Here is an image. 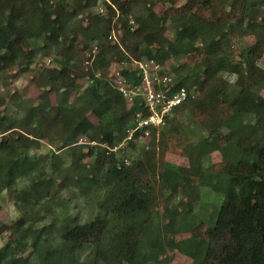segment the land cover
<instances>
[{
    "label": "trees",
    "instance_id": "obj_1",
    "mask_svg": "<svg viewBox=\"0 0 264 264\" xmlns=\"http://www.w3.org/2000/svg\"><path fill=\"white\" fill-rule=\"evenodd\" d=\"M155 1L164 13L154 10ZM178 1L0 0V74L29 69L39 41L55 52L54 65L35 79L43 91L38 100L20 104L24 115L0 109V195L27 181L18 200L33 212L66 188L102 194L99 214L84 223L68 211L58 229L24 218L0 223V236L17 235L0 248V264H170L166 248L192 264H264V0ZM139 5L145 12L135 14ZM95 6L103 13H93ZM247 37L255 42L235 60L233 43ZM94 50L92 65H82ZM176 58L184 63L169 67ZM141 59L165 66L176 76L173 90L184 87L196 98L166 118L158 151L138 154V143L126 139L136 115L146 114L143 100L129 104L111 74L116 63ZM128 69L127 86L138 85ZM227 76L236 77L233 85ZM185 113L200 131L197 141L180 122ZM43 141L50 160L32 153ZM66 150L69 163L62 165L57 156ZM130 152L138 157L126 165ZM168 154L188 166L170 163ZM203 190L219 196L214 216L179 223ZM186 232L189 238L174 239Z\"/></svg>",
    "mask_w": 264,
    "mask_h": 264
},
{
    "label": "rangeland",
    "instance_id": "obj_2",
    "mask_svg": "<svg viewBox=\"0 0 264 264\" xmlns=\"http://www.w3.org/2000/svg\"><path fill=\"white\" fill-rule=\"evenodd\" d=\"M187 0H179L178 5L182 6L186 3ZM154 10L158 14H162L166 11V6L162 5L158 1L154 2L153 5ZM98 11V6H95L92 9L93 13ZM144 8L142 5H139L135 8L134 13L140 14L144 13ZM168 27H171L169 25ZM170 30L167 33V36L173 38ZM255 42L253 37H247L240 41L234 42L232 47V57L235 60H240V54L245 52L249 46H251ZM94 45V44H92ZM90 45V46H92ZM35 58L33 60L32 65L26 71H22L18 68L10 69L0 74V100L3 103V106L0 108L1 111L6 115H14L16 117H22L23 111L20 109V104L23 101L32 100L36 102L40 95L42 94V89H40L35 84V79L39 74L40 70L44 67H52L54 65L55 52L51 46H46L43 41H39V43L35 44ZM82 65H86L84 55L82 56ZM181 63H184V60L181 58H176L168 62L169 67H178ZM118 63H116L117 65ZM88 66V65H86ZM230 83L233 85L236 81L235 76H227ZM84 81H79L80 88L83 89ZM234 88L232 87L231 93L233 94ZM261 94L264 96V89L261 91ZM79 93L75 92L70 95L71 102L75 103ZM52 102H55V96L52 94L51 96ZM171 117V115H170ZM92 121L96 122L94 117H90ZM180 122L182 126L186 129L189 136H192L195 141L200 136V131L193 125L192 119L188 113L183 114L180 117ZM167 126V123H166ZM166 126L160 131L158 139L157 137L152 138L149 143V150H159L160 144V135L166 128ZM139 144V145H138ZM139 147L138 154L141 150L145 149V144L138 143ZM51 147L48 145L46 141L42 142L41 149L36 153L37 156L43 157L46 156L48 160L52 158ZM133 152V151H132ZM130 152L128 158H132L131 161L137 159L138 154L135 156L134 153ZM61 157V164L66 165L69 163L68 158V150L59 154ZM167 161L173 163L177 166H188V161L184 157L177 154H168L166 157ZM219 160L217 154H213L211 156L210 163H216ZM91 161V160H87ZM49 172L50 168L47 169ZM27 181L20 180L14 186V192H6L4 191L0 195V223L8 226H13L16 222H18L21 218H24L26 222H33L35 226L38 228H42L44 226H53V229H58L61 218L60 214L63 211H68L77 221V223H84L90 219L95 218L96 215L99 214V200L102 199V194H94L90 196H81L79 191L75 188H66L56 193L55 199L50 200L46 203H42L38 205L33 212L26 209V207L19 202L18 196L20 192L26 188ZM219 196L216 193H208L203 190V199L199 201V203L195 204V208L191 215L179 217V223L187 220L189 222H198L202 219L211 218L214 216V207H218L221 204V201L217 203ZM217 214V212H216ZM31 215V217H30ZM34 216V217H33ZM33 217V218H32ZM216 217V216H215ZM191 234L189 232L180 233L175 235L174 239L177 241L185 240L189 238ZM17 235L11 232H6L0 236V248L6 245L9 242H13L16 240ZM166 260L170 264H192V259L188 256L180 253L177 250H173L171 248L165 249Z\"/></svg>",
    "mask_w": 264,
    "mask_h": 264
},
{
    "label": "built area",
    "instance_id": "obj_3",
    "mask_svg": "<svg viewBox=\"0 0 264 264\" xmlns=\"http://www.w3.org/2000/svg\"><path fill=\"white\" fill-rule=\"evenodd\" d=\"M98 12L103 13L102 7H98ZM130 24L133 29L135 26L134 21H131ZM110 38L116 39L114 34ZM95 52L94 50V56L85 62L86 65H92ZM124 69L137 72L140 78L138 85L127 86L126 77L123 74ZM100 76V73L96 74L97 78ZM111 78L117 90L122 93L129 104H133L137 98L143 100L146 114L140 112L136 115L135 126L130 131L126 141L143 143L145 144V150H149V143L152 138L157 137L158 139L160 131L166 126V118L174 109L196 98L195 92H190L184 87L173 90L174 85L177 84L176 76L154 59L132 60L131 63L120 62L117 65L115 64ZM83 142V140H80V143ZM92 144L96 145L94 142ZM123 145L124 143L119 148ZM110 151L117 153L118 147L110 149ZM130 162L131 160L125 159L126 165H129Z\"/></svg>",
    "mask_w": 264,
    "mask_h": 264
}]
</instances>
